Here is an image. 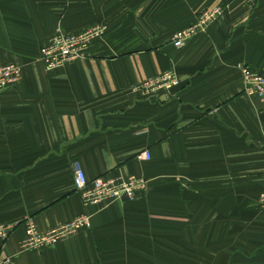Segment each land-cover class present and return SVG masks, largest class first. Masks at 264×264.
<instances>
[{"label": "crops", "instance_id": "1", "mask_svg": "<svg viewBox=\"0 0 264 264\" xmlns=\"http://www.w3.org/2000/svg\"><path fill=\"white\" fill-rule=\"evenodd\" d=\"M221 13L175 47L205 9ZM106 27L83 59L47 71L58 29ZM22 78L0 91V257L13 264H264V101L239 66L264 72V0H0V65ZM173 69L179 85L146 94ZM149 151L150 159L137 155ZM89 181L143 177L134 199L84 205ZM89 216L72 237L21 250L24 223L49 231Z\"/></svg>", "mask_w": 264, "mask_h": 264}, {"label": "built area", "instance_id": "2", "mask_svg": "<svg viewBox=\"0 0 264 264\" xmlns=\"http://www.w3.org/2000/svg\"><path fill=\"white\" fill-rule=\"evenodd\" d=\"M220 7L204 9L194 24L175 31L171 42L175 47H183L187 40L196 33L205 32L208 26L220 15ZM103 25H93L76 33L65 32L60 29L50 38L41 49L40 61L47 71L58 68L77 59H83L92 39L105 32ZM242 74L243 92L248 96H256L264 101V73L248 67L239 66ZM22 78V69L15 63L0 65V91L16 84ZM179 77L175 70L168 69L148 79L143 80L135 89L144 93L157 90L170 91L179 85ZM139 160L150 159L149 151L137 155ZM73 181L84 205H104L115 200L134 199L137 193L143 191L147 181L143 177L101 176L89 181L78 163L73 165ZM258 205L264 210V192L260 194ZM89 216L81 214L70 219L49 231H40L32 219L24 223L25 234L21 240V250L42 249L68 239L87 226ZM12 230L11 225L0 224V238H6ZM0 264H13L9 257H0Z\"/></svg>", "mask_w": 264, "mask_h": 264}, {"label": "rangeland", "instance_id": "3", "mask_svg": "<svg viewBox=\"0 0 264 264\" xmlns=\"http://www.w3.org/2000/svg\"><path fill=\"white\" fill-rule=\"evenodd\" d=\"M105 30H106V29H105ZM196 34H197V33H196ZM102 35H103V34H101V35H100V36H98V37H101ZM193 36H194V35H193ZM98 37H95V38H98ZM189 39H190V38H189ZM189 39H188V40H189ZM92 40H93V39H92ZM92 40H91V41H92ZM188 40H187V41H188Z\"/></svg>", "mask_w": 264, "mask_h": 264}, {"label": "water", "instance_id": "4", "mask_svg": "<svg viewBox=\"0 0 264 264\" xmlns=\"http://www.w3.org/2000/svg\"><path fill=\"white\" fill-rule=\"evenodd\" d=\"M123 200H125V199H127V197L126 196H123V198H122Z\"/></svg>", "mask_w": 264, "mask_h": 264}, {"label": "trees", "instance_id": "5", "mask_svg": "<svg viewBox=\"0 0 264 264\" xmlns=\"http://www.w3.org/2000/svg\"><path fill=\"white\" fill-rule=\"evenodd\" d=\"M264 73V72H263Z\"/></svg>", "mask_w": 264, "mask_h": 264}]
</instances>
